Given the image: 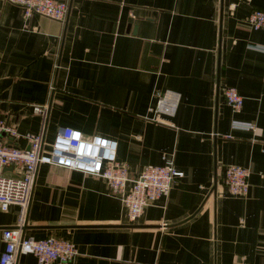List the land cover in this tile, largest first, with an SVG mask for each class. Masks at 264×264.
I'll return each mask as SVG.
<instances>
[{
    "label": "crops",
    "instance_id": "0c3cea01",
    "mask_svg": "<svg viewBox=\"0 0 264 264\" xmlns=\"http://www.w3.org/2000/svg\"><path fill=\"white\" fill-rule=\"evenodd\" d=\"M57 1L63 22L0 0V118L20 133L13 144L41 134L48 151L69 126L116 139L129 178L163 155L183 176L130 221L104 179L40 164L23 236L73 242L70 264H264V29L246 22L264 0ZM228 86L243 97L238 112ZM165 90L179 93L176 110L155 117ZM229 165L248 168L245 196L228 193ZM18 215L0 209V254ZM16 264L38 263L20 253Z\"/></svg>",
    "mask_w": 264,
    "mask_h": 264
},
{
    "label": "built area",
    "instance_id": "2783aa9c",
    "mask_svg": "<svg viewBox=\"0 0 264 264\" xmlns=\"http://www.w3.org/2000/svg\"><path fill=\"white\" fill-rule=\"evenodd\" d=\"M22 8L23 16L38 14L63 22L68 12L65 1L57 0H6ZM251 29H264V11L252 10L246 18ZM179 93L165 90L158 94L150 111L155 117L172 116L176 110ZM225 102L234 112L243 104V97L232 86L223 89ZM35 113L45 114L46 105H35ZM158 120V118H157ZM235 129L250 130L253 123L234 119ZM4 135V137H2ZM17 129L4 118H0V209L10 205L19 207L15 226L2 230L4 249L0 264H16L20 253L32 254L38 264H70L78 254L76 245L65 239L24 237L22 227L31 199L37 168L40 164H53L78 170L105 180L111 193L120 198L130 221H135L143 210L156 199L166 196L183 172L174 165L172 157L162 156L163 163L144 167L135 178H129L125 163L117 160V140L102 135H84L79 129L62 127L54 136L51 147L44 150L41 134H25L27 148H20L12 140L19 137ZM12 167L19 170L18 176L4 174ZM249 170L240 165H229L224 169V184L232 196L248 193Z\"/></svg>",
    "mask_w": 264,
    "mask_h": 264
},
{
    "label": "water",
    "instance_id": "95a60500",
    "mask_svg": "<svg viewBox=\"0 0 264 264\" xmlns=\"http://www.w3.org/2000/svg\"><path fill=\"white\" fill-rule=\"evenodd\" d=\"M23 229H24V226L22 227V231H23Z\"/></svg>",
    "mask_w": 264,
    "mask_h": 264
}]
</instances>
